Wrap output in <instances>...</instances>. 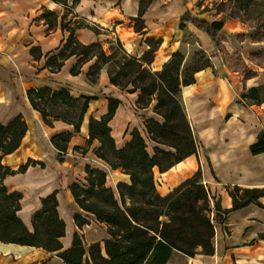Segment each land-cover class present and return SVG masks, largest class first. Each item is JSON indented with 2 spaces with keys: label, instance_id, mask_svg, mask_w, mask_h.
Wrapping results in <instances>:
<instances>
[{
  "label": "crops",
  "instance_id": "crops-1",
  "mask_svg": "<svg viewBox=\"0 0 264 264\" xmlns=\"http://www.w3.org/2000/svg\"><path fill=\"white\" fill-rule=\"evenodd\" d=\"M83 1L77 6L76 12L81 17L88 18L78 12ZM89 1L94 4L89 18L115 36L128 54L141 58L149 49L147 39L162 40L150 66L153 72L161 71L180 50L184 32L179 24L181 17L191 10L189 3L186 2L188 9L183 12V8H186L183 6V0H155L143 16L144 30L137 33L134 19L139 15L140 0ZM173 3L177 6L176 11L167 22L161 23L160 18L169 15L168 9ZM43 7L52 11L57 7L62 9L52 0H0V124L7 126L17 116L22 115L28 127L18 150L5 156L2 163L13 171L29 162H43L46 165L39 171L37 168L40 165L30 166L23 174L7 177L4 183L10 191L21 193L23 191L19 188V183L24 181H41L47 189H55L53 192H57L58 211L66 223V232L75 226V234L81 232L73 219V212L78 209L68 190L71 183L65 163L76 146L82 147L88 142L90 118L101 119L108 113V97L121 101L110 122L112 136L118 148H123L130 141V128L140 129L141 126L146 129V120L155 119L161 123L163 120L150 115L149 111L154 109L155 104L148 109L137 107L139 91L130 93L114 87L110 83L107 68L101 70L99 83L95 86L88 84L85 78L90 64L83 67L80 75H71L70 70L75 59L67 61L60 72L51 73L45 67L46 57L61 50L67 34L60 29L48 32L43 21L36 20L41 10L37 14L36 11ZM98 7L103 9L102 12L97 13ZM156 19H159V22H155ZM189 25L193 30L192 34L199 41L200 49L210 55V66L196 72L194 82L181 88L185 112L197 139L198 154L189 156L164 173L155 168L154 177L158 193L165 196L201 170L203 183L209 191L210 208L213 210V216H216V203H219L224 211L233 208V199L228 189L235 186L244 189L264 188V153L253 155L250 152V147L264 132V103L259 106L238 103L244 90L255 87L252 80L243 82L238 73L230 71L214 51L215 44L208 35ZM242 26V23L235 21L231 23L228 32H235ZM224 30H227V24L224 25ZM80 31L93 38L92 41L86 42L78 37L85 44L103 42L104 34L96 35L90 30ZM34 47L41 49L43 56L40 60L31 55ZM61 85L68 87L74 97L92 98L79 132L62 121H55L52 127L46 125L41 113L34 110L28 101V91L45 87L56 89ZM158 117L162 119L161 116ZM61 133L72 135L66 159L58 166L64 170L65 186L60 182L61 176L56 169L57 151L51 142L53 137ZM94 143L99 145L98 141ZM104 164L106 169L98 162L91 167L106 172L108 187L117 192L118 183L130 184V176L122 169L112 170ZM49 194L41 193L33 208L27 200L22 199V210L18 216L31 231L32 213L42 207L41 199ZM62 195L74 206L70 208L71 216L60 204ZM86 216L90 222H97L94 216ZM220 219L222 222L216 227L214 255L196 254L190 257L174 251L167 264H264V240L260 238V235L264 234V197L245 208L227 213ZM97 223L103 228L105 241L108 238L107 227ZM63 239L71 243L70 236ZM42 262L64 264L57 253L0 242V264Z\"/></svg>",
  "mask_w": 264,
  "mask_h": 264
},
{
  "label": "trees",
  "instance_id": "trees-1",
  "mask_svg": "<svg viewBox=\"0 0 264 264\" xmlns=\"http://www.w3.org/2000/svg\"><path fill=\"white\" fill-rule=\"evenodd\" d=\"M52 1L60 5L63 11L58 13L43 7L36 20L43 21L48 32L60 29L67 37L58 53L47 55L45 67L51 73H58L67 61L75 59L70 73L78 76L83 67L90 64L85 78L92 86L99 83L101 70L107 68L110 83L114 87L130 93L140 92L137 100L139 109H148L155 102L154 112L163 118V122L146 120L144 126L148 140L135 128L130 141L123 148H118L110 122L121 101L108 97V113L101 119L90 118L88 143H99L95 156L112 170L122 169L130 176V184L118 183L115 192L107 186L106 172L86 167V186L73 184L68 187L78 209L73 212V219L76 226L82 229L90 225L86 214L94 216L97 222L106 225L108 238L103 245L96 242L86 248L83 238L76 232L68 249H64L62 244L66 236V223L58 211L57 192L41 199L42 207L32 218L33 231L18 216L22 210L23 195L10 191L4 181L9 176L25 173L29 166L41 165L45 168L46 165L43 162H29L17 171L4 166L3 158L18 150L28 127L22 115L7 126L0 124V242L57 253L64 264H167L174 251L190 257L196 254L214 255V221L222 222L220 217L223 215L257 202L264 197V188L244 189L235 186L228 189L233 208L224 211L216 203L217 215L213 216L209 191L203 183L201 170L165 196L158 193L154 177L155 168L164 173L189 156L198 154L197 139L180 95L182 86L192 84L194 74L210 66V62L181 81L179 71L183 57L178 51L161 71L152 72L150 66L162 40L147 39L149 49L141 58L125 50L119 56L112 45L105 49L100 41L85 44L78 38V31L90 30L96 35L101 33L76 12L81 0ZM154 1L140 0L139 15L134 19L137 33L144 30V10ZM230 18L235 19L234 16ZM180 21L206 33L214 43L225 25L224 19L208 23L192 17L190 12H186ZM152 42L156 44L152 46ZM31 55L36 60L43 56L39 47L32 48ZM243 74V82L256 77L245 68ZM27 97L31 107L41 113L46 125L52 127L55 121H62L73 126L76 132L80 131L92 100L86 96L74 97L68 87L63 85L56 89L45 87L31 90L27 92ZM238 103L245 106L262 105L264 99L261 89L253 87L244 90ZM58 108L72 112V117L55 115L53 111ZM71 139L70 133H61L51 140L57 151L56 169L60 173L62 186H65V173L58 166L66 159ZM150 143L154 144L153 155L148 152ZM250 152L253 155L264 153V132L250 147ZM260 238L264 240V234Z\"/></svg>",
  "mask_w": 264,
  "mask_h": 264
},
{
  "label": "rangeland",
  "instance_id": "rangeland-1",
  "mask_svg": "<svg viewBox=\"0 0 264 264\" xmlns=\"http://www.w3.org/2000/svg\"><path fill=\"white\" fill-rule=\"evenodd\" d=\"M183 6L186 7V2L189 3L191 10H188L192 17L200 20L207 21L212 23L213 21L225 20V25L227 24V30H222L218 35L217 42H215V50L220 59L226 63L228 69L232 72L238 73L242 81H244V68L248 71H251L256 75V77L251 78L252 83L255 87L261 89V95L264 99V0H183ZM93 3L89 0H84L82 5L79 6L78 12L86 15L88 22L96 27L101 34L105 36L102 37L103 46L105 49H108L112 45L118 52L119 56L123 55L122 50H125L122 43L111 33L105 31L98 23L92 21L90 17V10L93 8ZM176 4H171L168 9L169 15L166 17L160 18V22L164 23L170 19L171 15L176 11ZM97 13L102 12V8L98 7ZM149 5L146 6L144 10V15L148 12ZM188 7L183 8V12ZM42 12V9L38 11ZM54 11L62 12L63 10L60 7L54 9ZM143 15V16H144ZM234 16L235 19L230 18ZM83 17V16H82ZM242 23L243 26L236 30L235 32L229 33V27L231 23L234 22ZM155 22H159V19H156ZM180 29L184 32L183 41L179 53L183 57V62L179 71V78L183 81L185 78H189L194 71L202 68L207 65L210 61V55L200 49L199 41L192 34L193 30L190 29L189 24H181ZM192 25V24H191ZM173 32V29L171 28ZM230 31V30H229ZM78 37L86 42L92 41L93 38L89 34L82 31L78 32ZM147 44V43H146ZM154 46L156 43H150ZM148 45V44H147ZM149 46V45H148ZM126 51V50H125ZM127 52V51H126ZM231 56V57H230ZM238 64L237 66H235ZM151 69V68H150ZM152 71V70H151ZM153 72V71H152ZM246 81V80H245ZM248 81V80H247ZM246 81V82H247ZM132 89V87H130ZM180 100L183 103L182 96L180 95ZM156 104V103H154ZM155 106V105H154ZM153 106V108H154ZM78 112V111H77ZM76 112V113H77ZM154 109L149 111L150 115L158 120H163L159 118L158 114H153ZM55 115H67V117H72V112H67L65 108H58L53 111ZM158 115V116H157ZM73 119V118H72ZM139 122V120L137 119ZM157 121V120H156ZM140 126V125H139ZM137 129V128H136ZM132 132L131 128L129 129ZM141 135L148 140V135L146 129L140 126L138 129ZM98 144L94 142L89 144L86 143L85 146L79 147L78 150L73 149V153L68 156V161L65 163V166L68 168V180L71 185L79 184L82 187H85L86 182V167L94 165L95 162H98L100 165L105 164L103 161H99L95 156V149L98 147ZM153 146L154 144H149L148 152L153 155ZM30 167V166H29ZM34 167V166H33ZM43 167L40 165L37 170L39 171ZM48 169V168H47ZM97 169V168H94ZM106 169V168H105ZM70 170V172H69ZM109 171V170H107ZM105 172V171H104ZM108 176V175H107ZM17 181V180H16ZM19 188L23 191V200H27L30 207H34L36 201L39 198L41 193L49 194L54 193L55 189H47L41 181L35 182H20ZM110 185V183H109ZM57 189V188H56ZM58 189H60L58 187ZM18 192V191H17ZM21 193V192H20ZM50 195V194H49ZM58 198V197H57ZM60 204L66 211L70 214L71 207L66 198L62 195L60 196ZM24 208V206H23ZM61 212V211H60ZM35 213H32V217ZM71 216V214H70ZM74 231H76L75 226H72L70 231L66 232V236L71 237V243L69 240L62 239V243L65 249H68L72 245ZM81 232H78L79 235L83 238V242L86 248L94 242H99L102 245L104 244V235L103 228L97 222H90L89 226H84L80 229Z\"/></svg>",
  "mask_w": 264,
  "mask_h": 264
},
{
  "label": "built area",
  "instance_id": "built-area-1",
  "mask_svg": "<svg viewBox=\"0 0 264 264\" xmlns=\"http://www.w3.org/2000/svg\"><path fill=\"white\" fill-rule=\"evenodd\" d=\"M224 216V215H223ZM219 223H221V222H218V221H214V225H215V228L217 227V225L219 224Z\"/></svg>",
  "mask_w": 264,
  "mask_h": 264
}]
</instances>
